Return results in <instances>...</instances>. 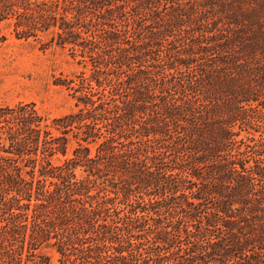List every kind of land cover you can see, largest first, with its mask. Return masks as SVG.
Instances as JSON below:
<instances>
[{
	"label": "trees",
	"instance_id": "obj_1",
	"mask_svg": "<svg viewBox=\"0 0 264 264\" xmlns=\"http://www.w3.org/2000/svg\"><path fill=\"white\" fill-rule=\"evenodd\" d=\"M88 1L0 0V23L15 17L19 38L55 29L53 41L88 48L93 56L105 40L86 39L79 30L87 28L79 20ZM200 6L203 17L226 22L205 46L198 40L189 49L200 54L203 47L197 75L191 72L178 87L155 79L161 103L112 98L108 109L110 102L83 95L85 107L54 118L34 102L0 107V264H49L50 257L38 253L45 244L59 264H170L169 248L183 249L176 245L181 236L168 230L174 220L179 234L198 238L188 264H264V0H201ZM235 7L245 9L239 21ZM93 80L101 85L86 77L81 84L92 89ZM147 108L155 117L143 116ZM238 123L260 137L237 140ZM138 132L171 145L135 146ZM70 134L78 145L72 156ZM100 162L119 173L124 207L118 197L102 195L90 175L77 176L79 166L92 172L101 170ZM132 193L141 195L130 202ZM142 193L152 196L148 202Z\"/></svg>",
	"mask_w": 264,
	"mask_h": 264
},
{
	"label": "rangeland",
	"instance_id": "obj_2",
	"mask_svg": "<svg viewBox=\"0 0 264 264\" xmlns=\"http://www.w3.org/2000/svg\"><path fill=\"white\" fill-rule=\"evenodd\" d=\"M200 1L100 0L95 2L98 6L92 4L91 0L88 1L90 8L79 21L89 30L88 33L85 32L87 28L82 27L79 30L86 39H90L93 35L98 41L105 40L97 46L93 56H90L92 53L88 48L72 44L61 46L57 43V39L53 41L55 29L39 32L38 37L19 38L14 31L15 17L1 22L0 107L13 106L19 102H34L42 114L54 118L85 107L84 103L79 101L83 95L91 96L97 103L110 102V105H106L108 109L113 107L112 98L116 99L118 104L139 97L145 99L149 107L155 101L161 103V96L164 95L162 80H167L166 83H170L169 87H172L177 86L181 79H187V75L191 72L197 75L196 71L204 68L203 60L200 59L203 47L200 54H191L192 52L187 54L189 49L197 48L198 40L204 41L201 45L205 46V38L211 37L216 28L222 27L223 22H226L224 19L222 22L217 21L219 17L216 15L213 17L210 13H206L207 17H203ZM245 9L235 7L234 15L237 21L242 19L241 12ZM249 9L251 8L249 7L248 11ZM75 14L76 8L70 11L69 16ZM236 27L240 28V26ZM208 29H211V32H208ZM242 29L243 26L240 30ZM130 57L131 60L126 64L125 62L120 64ZM194 58L197 60H190ZM180 61L183 63L181 64ZM188 62L190 67L184 66ZM84 77L98 79L101 85L93 80L91 83L94 88H87V84H81ZM155 79L161 85L157 84ZM149 88L152 89L151 92ZM205 94L209 95L207 92ZM146 110L143 116L155 117L156 113L148 108ZM243 125V130H240L239 123L235 126V130L239 132L237 140L243 138L246 140L247 137L252 136L260 137V132L255 131L253 126ZM108 128L111 129L112 126L108 125ZM102 131L106 133L105 128ZM139 134L140 132L136 133L131 139L136 142L135 146L151 150L153 147L171 145L169 141L155 139L153 136L148 140V137ZM69 137L71 140L69 156H72L73 149L78 145L72 134ZM121 141L129 145L130 140L123 136ZM90 146L91 155L94 156L98 144L94 143ZM141 153L146 154L143 151ZM149 155L152 156L153 153L149 152ZM59 158L64 159L61 154ZM53 162L60 163L57 157ZM99 167L101 170L94 169L90 172L86 170L87 167L79 166L76 173L79 178L90 175L97 184L96 189L102 190V195L106 193L110 197H118V205L124 207L122 203L126 199L122 184L118 183L119 173L106 170L102 162ZM96 192L92 190V193ZM135 195L139 198L141 194H130V202L137 199ZM142 196L147 202L152 197L144 193ZM170 223L172 226L168 227V230L181 236V242L176 245H180L183 249L178 251L179 246H172L165 255L171 258L170 264L178 262L188 264L189 258L193 257L189 254H195L191 252L192 243L198 238L190 237L188 239L191 244L188 243L186 234L183 231L179 234L173 228L177 226V222L174 220ZM159 244L163 245V242ZM38 253L49 256V264H59V255L51 246L43 245ZM179 254L183 257H178Z\"/></svg>",
	"mask_w": 264,
	"mask_h": 264
}]
</instances>
